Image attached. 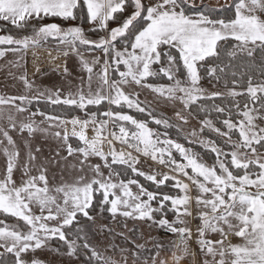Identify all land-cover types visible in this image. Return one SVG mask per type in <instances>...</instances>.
Returning a JSON list of instances; mask_svg holds the SVG:
<instances>
[{"label": "snow or ice", "instance_id": "6c2138e0", "mask_svg": "<svg viewBox=\"0 0 264 264\" xmlns=\"http://www.w3.org/2000/svg\"><path fill=\"white\" fill-rule=\"evenodd\" d=\"M227 7L234 9L233 16H216L214 13L217 9L198 10L195 0H0V21L22 31L31 28V33L21 38L11 34L0 35V45L8 46L0 49V57H4L6 52L26 55L30 48H39L52 38L58 41V55L67 57L71 52L80 56L89 85L87 94L81 88L75 94L69 93L62 98L59 89L54 92L37 89L31 96L0 97V105H11L18 113L28 111L27 105L33 101L39 103L42 99L52 105L75 106L82 111L88 106H100L104 102L110 106L99 113V116L107 119L98 120L97 112H86L88 119L73 117L65 121L60 116L47 115L37 108L30 113L27 123L20 122L19 131H27L29 136L36 131H46L32 119L36 115L43 116L44 121L59 122L57 127L70 123L73 126L72 135L83 146L73 148L68 144V134L65 132L64 143L68 155L81 154L82 166L90 156H96L104 161L103 167L110 169L108 176H104L100 164L89 165V170L94 174L90 179L80 176L74 184H64L54 189L48 186L46 169L41 167L38 176H31L27 172L28 163L23 165L28 178L17 186L13 170L17 168L20 153L9 131L0 128V134L11 146V149L7 146L2 149L7 166L0 179V212L23 221L27 228L26 231H20L0 221V225H3L0 226V248L14 256V264H27L22 254L40 249L50 237L58 236L67 244V254L74 255L76 240H68L63 229L71 226L78 214L88 220L93 219L89 209L97 193L102 197L99 199L102 210L106 209L113 217L118 214L152 221L168 232L177 234L178 241L174 246L181 248L183 245L181 251L187 254V240L192 238V231L182 217L193 215L190 210L192 197L188 195L189 184L179 179L180 176L190 181L199 193L195 197L200 221L196 242L205 256L213 258V261L205 259L204 264H229L226 257L231 258L230 264H264V154L260 151L264 148V126H261L264 124V78L257 80L252 75L251 68L254 66L250 63L257 49L264 56V0H232ZM85 9L86 20L92 25L91 30L106 33L99 40L89 39L80 26L62 28L55 23H39L45 17L75 21L78 13L84 19ZM129 9L130 13L124 15ZM110 21L117 26L109 28ZM82 46L89 50H100L102 62L100 57H93L91 62L85 60L79 52ZM244 57L248 58L249 63H245ZM51 59L55 60L56 57ZM97 65L99 71H94ZM156 65L159 68H154ZM202 68L210 81H216L213 87L223 80L225 91L207 92L201 85ZM67 72L65 67L64 73ZM94 75L101 82V87L95 92L91 90ZM260 75L264 77V65L260 68ZM155 77L166 78L169 83H148L149 78ZM19 78L26 89L32 88L26 75ZM130 83L150 89L168 101H179L184 109H189L199 101H213L211 111L227 113V118L222 120L227 131L215 127L209 119L201 123L219 136L227 137L232 150L226 153L215 141L201 140L200 143L216 155L215 162L209 166L191 148H185L171 138L161 139L147 121L117 110L126 105L140 113L147 112L156 125L172 126L167 119L156 118L146 106H142L139 93L124 91L122 86ZM217 99L230 101V106L216 104ZM17 100L20 101L19 105L15 103ZM200 110L204 111V108ZM233 110L242 119L233 122ZM176 116L187 122L180 112ZM7 119L9 127L15 130L17 125L13 116L8 115ZM110 123L113 128L108 131ZM90 124L94 125L91 139L85 134ZM125 124H130L132 129ZM117 127L118 133L115 130ZM233 132L239 134L237 141H232ZM55 135L59 137L61 133L56 132ZM102 140H107L109 145L114 140L119 141L129 150L117 152L113 148L106 154L100 148ZM173 149L183 162L177 161ZM133 152L150 156L153 161L168 167L174 175L164 173L158 179L156 174H146L136 167L140 161ZM109 155L111 164L125 165L134 176H143L158 189L166 186L167 181H174L172 187L178 188L184 195L148 191L133 178L114 182L108 163ZM35 160V155L29 151V162ZM188 169H191V174ZM131 185H136L139 192L133 193ZM52 192L62 193L63 202H58V196L52 195ZM154 201L159 203L156 208L152 207ZM33 205L39 206L40 215L33 214ZM165 209L173 212L176 219L170 222L166 213L159 219L155 218V214L164 213ZM49 221H55L56 224L52 226ZM208 232L218 233L220 239H206ZM229 235L242 238L244 243L231 244L229 241L226 245ZM83 247L91 253L89 262L94 260L97 264H119L112 258L102 256L87 242ZM155 247L156 255L159 256L163 245L157 243ZM132 255L136 257V253ZM217 256L219 260H215ZM181 259L173 251L169 259H160L158 264H181ZM151 260L152 264H157L156 256L151 257ZM31 264L41 262L33 259Z\"/></svg>", "mask_w": 264, "mask_h": 264}, {"label": "rangeland", "instance_id": "374dc122", "mask_svg": "<svg viewBox=\"0 0 264 264\" xmlns=\"http://www.w3.org/2000/svg\"><path fill=\"white\" fill-rule=\"evenodd\" d=\"M203 2L214 6H220V4L222 3L221 0H195V4H200ZM70 26L72 25L61 27L67 28ZM90 27H92V25H90L89 23L85 26V28ZM85 28L83 29L85 30ZM0 35L2 34L0 33ZM86 35L89 39L92 40H99V38L101 37L99 36L95 38L91 35H88L87 33ZM105 35L106 34H103V36ZM57 44L58 41L47 42L39 48H30L26 55H24L23 53L17 54L6 52L4 57H0V97L8 99L10 97H16L19 95L31 96L35 94L37 89L41 91L51 90L53 92L59 89L62 98L67 96L69 93L75 94L77 90L81 88L83 89L85 94H87V92L89 91L88 74L83 71L80 56L72 53L68 55L67 59V57H64L63 55H58ZM7 47V45H0V49ZM62 47L63 46H61V48ZM33 52H35V56L33 55ZM79 52L80 55H82L83 58L85 60H88L89 62L92 61L93 57H100L101 62L103 60V54L100 50H89L88 48L82 46L79 49ZM49 53H51V56L49 55ZM21 56L23 58H20ZM51 57H56V59L53 60L51 59ZM63 65L64 68L66 67L68 70L67 74L64 73V68L62 71L59 69L63 67ZM28 66L30 70H34V68L40 66L42 67H40L35 74H31L28 72ZM49 66H56L59 68ZM94 71H99L98 65L94 69ZM22 75H26L27 79L32 84L31 89L25 88L23 81L19 78ZM155 83L169 82L160 81ZM214 84L215 83L201 80V85L209 93H211L212 91H225L223 86L217 85L216 87H213ZM100 87L101 82L94 75L91 83V90L95 92ZM122 87L126 93H139V100L141 101L142 106H146L148 111H151L153 115L156 116V118H164L169 121V124L172 125L171 127L156 125L152 122V119L148 116L147 112H145V116L148 117V120H144L147 121L150 128H152L156 133L160 134L161 139L171 138L172 140L182 144L185 148H191L193 152L197 153L199 157L209 166H211L215 162L216 155L214 153L215 159L212 163L204 158L194 146L196 145L199 147H204L200 143L201 140L215 141L216 145L226 153L232 150L231 143L227 140V137H221L217 133L211 131V129H209L208 127L202 125L201 122L204 119H209L212 121L211 118L196 117L188 109H184L183 105L179 101H168L164 97L159 96L157 93H153L150 89L139 87L132 83L124 85ZM15 103L19 105L20 101L17 100ZM26 107L28 108V111L18 113L14 108L11 107V105H0V128L9 131V135L15 142L16 150H18L20 153L17 160V168L13 170V179L16 182L17 186H19L23 180H26L28 178V176L25 175V169L23 168V165L25 163L29 164L27 172L28 175L31 176H38L40 174L39 169L41 167L46 169L48 186L50 189H54L64 184H74L80 176H85L86 178L90 179L94 175L93 172L89 170V165L92 164H100L104 176H108L110 169L103 167L104 161H102L99 157L90 156L82 166L80 163L81 159L83 158L81 154L73 153L71 156L68 155L67 145L64 143V134L61 131L60 126L57 127L56 121H44L43 116L36 115L35 117H32V119L36 121V124L39 126V128L45 129L46 131H36L31 136L28 135L27 131L21 133L19 131L20 122L27 123L30 117V113L35 111L33 109H30L28 105ZM177 112H180L182 116L186 117V123L183 120L177 118ZM8 115H12L16 122L17 128L15 130L9 127L10 122L7 119ZM71 117H77L80 119L89 118L88 116L83 118L78 116ZM225 118H227V116ZM97 119L99 120L107 118L98 117ZM237 119H242V117L233 119V122H235ZM257 123L260 122L257 121ZM213 125L215 127H219L215 123H213ZM125 126L129 129H132V126L130 124H125ZM261 126H264V124H261ZM93 127L94 125L92 124L88 126V129H90V131L92 132V136L94 135ZM112 128L113 126L110 123L108 125V131H111ZM201 128H203V131H201ZM219 128H221L222 131H227L224 126ZM115 130L118 133V127ZM56 132H60L61 135L57 137L55 135ZM165 133L167 134V137H165ZM193 133H195V135H193ZM104 135H107V133H104ZM231 135L232 141L238 140V132H233ZM73 137L77 138L76 136ZM0 141H3V143L0 144V179H2L7 166V158L4 156L2 149L5 146L11 149V146L7 145V141L3 138L2 134H0ZM107 146V149H101L103 152L106 151V154L110 153L113 148L117 152H120L121 150H129L127 149L126 145H122L119 141L115 140L113 141L112 145H109V143L107 142ZM37 148L39 149L38 152L36 151ZM29 151H31V153L35 155V161L29 162ZM172 151L177 161H181L179 153L176 152L175 149H173ZM260 151L262 154H264V148H261ZM133 155L139 157L140 162L136 165V167L146 174H156L158 179L161 178V174L164 173L174 175V173H172L168 167H165L164 165L153 161L150 156L146 157L135 152H133ZM108 163H111L110 155L108 156ZM82 167L83 171H81ZM111 171L113 173V181L118 183L120 180L119 176L116 175L117 173L113 170L112 167ZM187 171L189 172V174H191V169H188ZM178 178L181 179L184 183L189 184L190 190L188 195L192 197V200L190 202V210L192 211L193 215L189 217H182L183 219H185V221L187 222V226L192 231V238L187 240V254H184L181 251L183 245H181V248H176L174 246V243L178 241L177 234L168 232L165 228L154 224L152 221L126 218L118 214L115 217H113V215L111 214L110 219L107 221L103 217V214H101L100 209H98L93 215H91L93 217L92 220L87 219L75 224L74 228L76 234L81 238L83 244L85 242L89 243L93 248L101 253L102 256L106 258H112L113 260L118 261L119 264H152L151 257L153 256H156L158 264L160 259H169L172 256L173 251H175L177 256L182 257L181 264H204L205 259L213 261V258L211 256H205V254L200 251V245L196 242L197 227L200 223L198 219L199 209H197L195 203V197L199 195L198 190L185 177L180 176ZM173 183L171 185H173ZM130 187L133 193L139 192V189L136 185H131ZM251 190L255 191V189ZM118 193L119 190H117V194ZM51 194L58 196V202H63L62 193L57 194L55 192H52ZM182 195H184V193L180 191L179 194H174L173 196ZM143 199H146V197H143ZM158 206L159 203H152L153 208H156ZM32 210L33 214L40 215L39 206L33 205ZM167 219L171 222L176 219V216L174 215L172 218ZM48 223L52 226L56 224L55 221H49ZM3 224L8 225L10 228H16L20 231H23L18 228L15 221L12 223L4 222ZM205 238L210 240H219L220 235L218 233L208 232L206 233ZM68 240H76V238ZM229 241L231 242V244L244 243L242 238L236 237L235 235H229L228 241H225V244L227 245ZM57 243L58 242L53 239V237H50L40 249H36L34 252L29 251L28 253L22 255L24 256L26 262H31L33 259H36L40 261L41 264H84L82 258L79 259L76 255L77 250L74 255L69 256L67 254L68 248L66 247L65 249H61L59 247V244L57 247ZM157 243L163 245V248L159 252V256L156 255L155 245ZM138 245H142L143 247H137ZM77 247L78 243L76 241V249ZM82 247L83 245L80 248ZM133 253H136L135 258H133ZM219 259V256L215 258V260ZM226 259L229 260L230 264L231 258L226 257Z\"/></svg>", "mask_w": 264, "mask_h": 264}, {"label": "trees", "instance_id": "16d2710c", "mask_svg": "<svg viewBox=\"0 0 264 264\" xmlns=\"http://www.w3.org/2000/svg\"><path fill=\"white\" fill-rule=\"evenodd\" d=\"M222 3L220 4V6H214V5H210L207 4L206 2L200 3V4H196L197 9L201 10V11H211L212 9H217L218 11L214 13V15L216 16H222V17H230L233 16L234 14V9L227 7L228 4L232 3V0H221ZM130 9L128 10V12H126L124 15L129 14ZM84 19H81L78 13V18L75 21H64L58 17H45L43 20L39 21L40 24H58L62 27H65L67 25H72V26H80L82 28H85V26L88 24L87 20H86V9L84 10ZM32 23H36V21H33ZM117 24L115 22L110 21L109 22V28L111 27H116ZM92 27L90 28H85V33H87L88 35H91L95 38L99 37V36H103V34H106L104 32L101 31H93L91 30ZM0 33L2 35H8L11 34L13 35L15 38H21L23 35H28L31 33V28L29 27L26 30H18L16 28H14V26H12L11 24H8L7 22L4 21H0ZM48 42H56V40H53L52 38H49ZM122 43V42H121ZM120 46V44L118 43V47ZM230 47V45H229ZM245 63H249V60L247 57L243 58ZM225 63H227V59H225ZM235 63L239 64V61H236ZM250 63L254 66L251 68V73L252 75L257 79H261L264 77H261L260 75V68L262 65H264V56H262L261 52L259 51V49H257V51L254 53V58L250 61ZM159 65L154 66V68H158ZM237 71H239V69H236ZM201 74L203 76L202 81H207V82H212L216 84L215 80H209V78L207 77V75L205 74V69L202 68L201 69ZM229 81L231 80V76L228 77ZM246 79V77H245ZM167 82L166 78H161V77H155V78H149L148 82L149 83H155V82ZM223 80L218 84L219 86H223ZM229 86H231L229 84ZM213 101H199L196 104H193L190 106V108L188 109L193 115H195L196 117L199 118H204V117H209L212 119L213 123H215L217 126L219 127H223L222 124V120L227 116V113L225 114H218L214 111H211V106H212ZM216 104H224L226 106H230V101H221L219 99H217L215 101ZM28 107L30 109L36 110L37 108H39L42 112L48 113V114H52L55 116H60V117H71V116H78V117H87L86 116V112L91 113V112H97L98 113V117L99 113H103L104 110L108 109L110 106L107 104V102H104L102 105L100 106H88L86 110L82 111L79 108L75 107V106H66V105H52L50 103H48L45 99H42L39 103L33 101V103L31 105H28ZM113 108H115V106H111ZM201 107L204 108V111H201ZM120 110L124 113H127L129 115H132L134 118L136 119H147L148 117H146V113H140L138 111H136L135 109H129L126 105L122 108V109H117ZM232 118L236 119L237 116L235 114V111L233 110L232 113ZM68 141L69 144H71L73 147H78L81 146V142L73 137V136H68ZM196 150L202 154V156L204 158H206L207 160H209L211 163L214 162L215 159V155L214 153H212L211 151H208L206 148L204 147H199L194 145ZM229 161L230 158L228 157ZM111 167L113 168V170L116 173H119V178L120 179H124L127 180L129 178H133L136 179L141 185H143L146 189L153 191V192H163V193H168L170 195H174V194H179L180 191L174 187H172V180H169L166 182V186H161L159 189L157 188V186L155 184H153L150 181H147L143 176H134L131 172L130 169H128L125 165H120V164H111ZM102 197L100 196L99 193L96 194V197L94 198L93 201V206L89 209V214L93 215L98 209H100L101 214H103V217L105 218V220H109L110 219V215L111 213H109L106 209L102 210L101 205L99 204V199H101ZM153 204H157L158 201H154L152 202ZM169 207H170V203H169ZM166 213V218H172L175 214L171 211H168V209H165L164 213H157L155 214L156 218H160L161 215H164ZM84 220H87V218L83 217L82 215L77 216L76 220L73 222V224L71 226L65 227L63 229V231L66 233L67 239H75L78 243V247H77V256L78 258H82L83 263L84 264H97L96 261H91L89 262L88 257L91 255V253L85 249L84 247L80 248L83 243L81 238L77 239V237H79L76 234L75 231V224L78 222H82ZM0 221H3V223L8 222V223H12V222H16L17 226L19 229L25 231L27 230L26 226L24 225L23 221H19L16 217H12L10 215L4 214L2 212H0ZM1 226V225H0ZM70 230V231H69ZM70 232V233H69ZM72 232V233H71ZM52 239V238H51ZM53 239H55L58 243H57V247L59 244V247L61 249H65L67 247V244L64 241H61L58 237H53ZM0 253H3V255H0V264H14V256L10 253H5L4 250L2 248H0Z\"/></svg>", "mask_w": 264, "mask_h": 264}, {"label": "bare ground", "instance_id": "6f19581e", "mask_svg": "<svg viewBox=\"0 0 264 264\" xmlns=\"http://www.w3.org/2000/svg\"><path fill=\"white\" fill-rule=\"evenodd\" d=\"M72 118H73V117H70V118H64V120H65V121H70ZM64 127H65L66 131H67L68 133H71V135H72L73 126H72L70 123H66V124H64ZM76 131H77V132L79 131V127H78V126H77V128H76ZM85 134H86V136H87L89 139L92 138V132L90 131V129L87 128V129L85 130ZM100 148H101L102 150H105V149L108 148L106 140H102V142H101V144H100ZM105 152H106V151H105Z\"/></svg>", "mask_w": 264, "mask_h": 264}, {"label": "crops", "instance_id": "0c3cea01", "mask_svg": "<svg viewBox=\"0 0 264 264\" xmlns=\"http://www.w3.org/2000/svg\"><path fill=\"white\" fill-rule=\"evenodd\" d=\"M55 51H56V50H55ZM69 54H72V53L70 52ZM73 54H74V53H73ZM67 59H68V56H67ZM27 60H28V58H27ZM64 62H65V59H64ZM64 62H63V64H64ZM42 66H44V65H42ZM42 66H40V67H42ZM47 66H48V65H47ZM40 67L34 68V70H30V68H29V66H28V72L31 73V74H35V73L38 71L37 69H39ZM49 67L59 68V67H56V66H49ZM63 68H64V65H63V67H61V68H59V69L62 71ZM47 115H52V114H47ZM61 118L64 120V118H70V117H61ZM58 123H59V122L56 121V124H58ZM60 128H61V131L63 132V134H65V132H67V131L65 130L64 124H63V125H60ZM67 134H68V136H73V135H71V133H68V132H67ZM27 263H28V264H31V262H28V261H27Z\"/></svg>", "mask_w": 264, "mask_h": 264}]
</instances>
